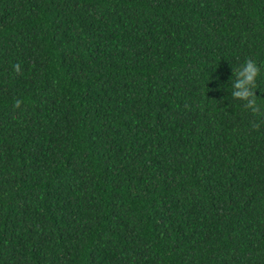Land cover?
<instances>
[{"label": "trees", "instance_id": "trees-1", "mask_svg": "<svg viewBox=\"0 0 264 264\" xmlns=\"http://www.w3.org/2000/svg\"><path fill=\"white\" fill-rule=\"evenodd\" d=\"M0 264H264V0H0Z\"/></svg>", "mask_w": 264, "mask_h": 264}, {"label": "clouds", "instance_id": "clouds-1", "mask_svg": "<svg viewBox=\"0 0 264 264\" xmlns=\"http://www.w3.org/2000/svg\"><path fill=\"white\" fill-rule=\"evenodd\" d=\"M259 74L257 64L252 60H247L243 64V71L239 73L243 77L242 80L235 82V88H242V90H234L233 95L239 99L246 101V105L252 109L253 112L258 111L256 105V94L252 85L255 84L256 78ZM19 103V102H17Z\"/></svg>", "mask_w": 264, "mask_h": 264}]
</instances>
